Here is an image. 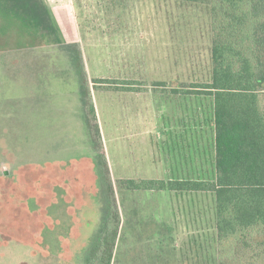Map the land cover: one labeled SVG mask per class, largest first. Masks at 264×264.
I'll return each mask as SVG.
<instances>
[{
	"label": "rangeland",
	"instance_id": "obj_1",
	"mask_svg": "<svg viewBox=\"0 0 264 264\" xmlns=\"http://www.w3.org/2000/svg\"><path fill=\"white\" fill-rule=\"evenodd\" d=\"M41 1L42 27L0 1V264H86L100 239L112 264H218L211 194L118 183L214 177L212 99L176 97L175 129L159 114L174 88L210 79L209 7Z\"/></svg>",
	"mask_w": 264,
	"mask_h": 264
},
{
	"label": "trees",
	"instance_id": "obj_2",
	"mask_svg": "<svg viewBox=\"0 0 264 264\" xmlns=\"http://www.w3.org/2000/svg\"><path fill=\"white\" fill-rule=\"evenodd\" d=\"M181 1L209 7L210 79L180 94L212 99L214 177L118 183L133 191L211 194L218 264H264V0ZM4 2L10 16L30 14L34 23L47 16L41 0ZM36 8L40 17L30 12ZM130 86L122 87L132 90ZM104 243L97 240L86 264H112V246Z\"/></svg>",
	"mask_w": 264,
	"mask_h": 264
},
{
	"label": "crops",
	"instance_id": "obj_3",
	"mask_svg": "<svg viewBox=\"0 0 264 264\" xmlns=\"http://www.w3.org/2000/svg\"><path fill=\"white\" fill-rule=\"evenodd\" d=\"M44 5V4H43ZM45 7V6H44ZM46 12H47V16L46 17H44V20H45V22H47V23H50V17H49V13H48V10L46 9ZM29 15V14H28ZM29 17V20H30V24H28V25H26V24H24L26 27H31V24H33L34 22H32V20H31V17H30V15L28 16ZM13 19H15V18H13ZM15 20H17V19H15ZM18 21V20H17ZM36 23V22H35ZM34 23V24H35ZM44 23V22H43ZM43 23H40L39 25H35V27H38V26H41V25H43ZM47 23H45V24H47ZM42 27V26H41ZM53 28V26H50L49 25V27H48V25H47V27L45 28V29H48V30H50V29H52ZM28 48H29V50H31L30 52L31 53H33V50H35L34 49V47L33 46H28ZM36 48V47H35ZM31 62V60H29V63ZM66 63L68 64V59L66 58ZM69 65H70V63H69ZM84 71V70H83ZM172 78H174V76H172ZM178 78V77H177ZM175 79V78H174ZM169 81H174V80H172L171 78H169L168 79ZM131 87V86H130ZM133 88V87H132ZM143 92V91H142ZM127 93H137V94H139L137 91H132V92H127ZM144 93V92H143ZM146 93V92H145ZM148 93V92H147ZM171 95H172V97L171 98H166V99H164L163 101H162V103L160 104V108H161V110H160V113L159 114H161L162 115V119H164L165 118V115H166V117L167 118H170L171 117V123H172V126H171V128L169 127V126H165L164 125V121L162 120V125H160L158 128H160V129H162V131H164V130H167V129H175V125H176V119H174V117H175V114H177L176 116H178L180 113L178 112L179 111V108H180V101L176 98V97H180L181 96V94H180V91H179V89H173V91L171 92ZM190 97V96H189ZM192 97H194V96H192ZM161 102V101H160ZM93 108V113L91 112V110H90V108ZM90 108L88 107V112L90 113V115L91 116H93L94 118H96L97 119V111H95V109H96V107H95V105L94 104H92V106H90ZM169 115V116H168ZM98 128V130H99V127H97ZM139 128H141V129H145V130H148V121H146L145 122V124H142L141 123V126H139ZM99 137H101V135H100V132H99ZM95 161V154L92 156V155H85V156H81V157H79V158H72V159H70V160H68L67 161V166L69 167V168H72V166H73V164H75V163H82V165H84V167H88V168H90L91 167V165H92V163ZM70 163V164H69ZM47 164V163H46ZM61 170H65V168L64 169H60V171Z\"/></svg>",
	"mask_w": 264,
	"mask_h": 264
}]
</instances>
